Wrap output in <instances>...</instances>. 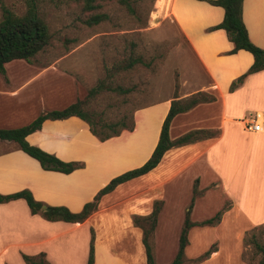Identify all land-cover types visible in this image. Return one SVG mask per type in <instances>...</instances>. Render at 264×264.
Masks as SVG:
<instances>
[{"label":"crops","instance_id":"0c3cea01","mask_svg":"<svg viewBox=\"0 0 264 264\" xmlns=\"http://www.w3.org/2000/svg\"><path fill=\"white\" fill-rule=\"evenodd\" d=\"M161 12L162 19L174 23L185 39L208 83L196 94L177 101L198 94L211 97H207L209 102L176 115L170 123L169 138L175 141L198 130L205 133L165 152L160 163L147 174L102 195L97 210L82 223L47 221L39 214H31L23 199L0 203V264H25L23 254L40 253L45 254L49 264H87L92 233L94 264H147L143 231L133 223V217L148 216L154 201L165 196L157 218L161 225L174 216V208L183 198V218L176 225L178 243L179 227L188 209L184 208L185 200L191 203L194 197L192 214L200 201L214 193L205 192L195 200L193 180L199 183L198 193L219 180L232 204L215 226H195L189 230L184 264H244L240 260V234L264 220L250 221L246 211L239 207L238 195L233 192L235 173L240 167L237 165L228 174L226 163L230 156L239 153L244 167L255 146L264 163V70L238 82L254 58L244 50L230 54L233 44L224 30L215 29L224 18L223 8L200 0H162ZM242 20L250 41L264 50V0H244ZM46 72L54 77L48 83L43 81ZM27 75L0 73V129L21 128L43 113L62 110L75 103L82 91L76 79L57 67ZM233 82L236 86L230 90ZM172 101L163 100L136 110L132 130H123L103 141L76 116L44 120L40 129L28 134L25 140L63 162L81 165L68 174L45 171L15 142L0 140V195L28 190L45 209L63 207L79 213L112 179L142 166L150 158ZM215 108L217 112H213ZM255 116L263 125L260 133L244 129V122ZM181 180L187 184L184 192L179 190ZM164 182L165 188L160 191ZM191 214L190 220L199 223L192 220ZM201 239L207 241L203 248L197 246ZM215 243L217 248L208 259L190 262Z\"/></svg>","mask_w":264,"mask_h":264},{"label":"rangeland","instance_id":"374dc122","mask_svg":"<svg viewBox=\"0 0 264 264\" xmlns=\"http://www.w3.org/2000/svg\"><path fill=\"white\" fill-rule=\"evenodd\" d=\"M127 1L132 11L120 0L96 1L92 10L86 8L83 0H42L37 7L51 34L49 44L30 62H11L5 73L27 77V74L57 67L82 86L77 100L86 99L83 111L98 126L106 125L104 134H111L123 126L131 127L133 114L138 109L163 100H177L202 90L208 84L207 79L174 23L162 19V0ZM2 6L18 16L26 11L23 0H0V21ZM94 16H101V21L89 25L88 21ZM49 73L44 75V83L54 79ZM95 88L96 93L89 96L90 90ZM200 95L193 97H206ZM188 99L191 98L182 101ZM240 148L243 150V147ZM259 156L261 152L255 146L244 167L239 153L230 156L226 163L228 174L237 165L240 167L236 169L233 193L238 195L239 207L246 211L252 222L264 220V163ZM185 187L187 184L181 180L179 190L184 192ZM164 188L165 182L160 191ZM197 189L200 190L199 183ZM205 192L215 194L200 201L191 214L192 220L197 222L212 218L217 213L222 216L232 204L219 180L200 191L195 200L203 197ZM161 201L163 207L165 196ZM179 201L180 206L174 208V216L162 221L161 225L156 224L147 236L155 264H170L176 255V225L183 218L181 205L184 199ZM189 204L190 200L186 199L184 208H188ZM205 216L208 217L203 219ZM142 225L145 229L149 228L146 223ZM240 235L241 262L258 264L264 252V223L251 226ZM205 240L201 239L197 246L203 248L207 243ZM216 248L215 243L209 249Z\"/></svg>","mask_w":264,"mask_h":264},{"label":"trees","instance_id":"16d2710c","mask_svg":"<svg viewBox=\"0 0 264 264\" xmlns=\"http://www.w3.org/2000/svg\"><path fill=\"white\" fill-rule=\"evenodd\" d=\"M26 3V11L24 14L18 16L13 14L10 10L2 6V19L0 21V73L5 74V65L16 60H24L30 62L33 57L40 53L50 42L51 34L45 21L40 17L38 13V3L42 0H23ZM96 1L103 0H83L84 5L88 10L95 9L94 3ZM207 1L212 5L219 6L224 10V18L222 22L215 27V29H222L225 31L228 40L233 44V49L230 54H234L239 50H244L254 58V62L248 72L238 79L241 83L243 79L249 75L264 70V50L255 46L249 39L246 27L242 20V5L244 0H200ZM121 4L125 5L129 11H132V7L127 0H120ZM101 21V16H94L89 21V25L98 24ZM130 66V65H129ZM236 83L233 82L230 90H233ZM97 88L90 90L89 96L96 93ZM201 96L200 94H198ZM211 99L207 97L197 98L191 97L186 101L173 100L169 111L164 119L161 127L159 141L150 156V158L140 167L127 171L114 179H112L107 186L98 192L92 202L84 205L83 209L79 213H72L68 209L63 207H46L42 210L43 204L34 200L32 194L28 190H22L9 195H0V203H7L9 201L23 199L30 209L31 214H39L47 221H64L69 223H82L93 212L97 210L98 201L102 195H105L116 188L121 183L129 181L133 178L147 174L153 170L161 161L165 152L171 148L182 146L195 139L199 134L205 133L203 130L194 131L184 135L183 137L171 141L169 138V127L173 118L183 112H186L193 108L195 105L203 102H209ZM86 104V99L77 100L75 103L70 104L62 110H54L39 115L30 124L17 128V129H0V140H7L15 142L19 149L25 154L35 159L41 168L45 171H55L61 173H71L72 171L81 168L78 163H66L57 159L54 155L48 154L38 147L30 145L25 137L40 129L44 120H60L71 116H76L85 121L90 131L99 140L103 141L112 136L118 135L123 130H132L131 127L123 126L122 129L113 131L111 134H104V126L97 125L83 111V107ZM196 137V138H194ZM200 138V137H199ZM193 194L197 195V181L193 188ZM194 197L189 204L187 211L185 212L184 223L178 239V250L170 264H184V250L188 244L189 230L195 226H215L221 219V214L217 213L214 217L204 220L199 223H194L190 220V214L193 207ZM162 201H154L153 210L148 216H134L133 223L141 228L143 231V244L146 250L147 264H155L150 247L147 243V236L152 232L157 224L158 214L161 211ZM146 223L148 229H145L142 225ZM94 237L91 235L89 256L87 264H94ZM214 250L209 249L200 257L191 260V263H200L208 259ZM22 259L25 264H49L45 259V254L40 253L36 256L22 255ZM258 264H264V252L263 257Z\"/></svg>","mask_w":264,"mask_h":264},{"label":"built area","instance_id":"2783aa9c","mask_svg":"<svg viewBox=\"0 0 264 264\" xmlns=\"http://www.w3.org/2000/svg\"><path fill=\"white\" fill-rule=\"evenodd\" d=\"M244 129L251 133H260L263 131V125L260 119L255 117H250L244 122Z\"/></svg>","mask_w":264,"mask_h":264},{"label":"water","instance_id":"95a60500","mask_svg":"<svg viewBox=\"0 0 264 264\" xmlns=\"http://www.w3.org/2000/svg\"><path fill=\"white\" fill-rule=\"evenodd\" d=\"M41 209H42V210H45V207H42Z\"/></svg>","mask_w":264,"mask_h":264}]
</instances>
